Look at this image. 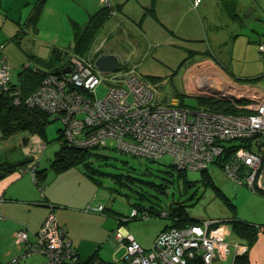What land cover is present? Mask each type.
<instances>
[{
  "label": "crops",
  "instance_id": "0c3cea01",
  "mask_svg": "<svg viewBox=\"0 0 264 264\" xmlns=\"http://www.w3.org/2000/svg\"><path fill=\"white\" fill-rule=\"evenodd\" d=\"M109 2L116 13L101 25L99 31L104 29L102 32H105L109 20L115 18L128 34L131 33V40L137 43L135 48L127 49L132 58L127 68L154 89L164 88L162 84L172 86L169 91L155 90L157 102L183 106L188 96L196 102L189 107H201L200 98L211 97L203 90L213 77L223 83L235 81L206 48H199L205 45L208 36L206 19L214 21L202 0L195 6L193 0ZM98 7L99 0H0V58L5 57L9 62L12 78H16L23 65H32L29 58L47 56L53 46L60 49L72 47L75 28L86 25ZM106 22L109 23L106 25ZM212 25L214 35H217L218 23L212 22ZM109 52L118 56L123 54L116 50L103 53ZM197 54L201 56L195 59ZM44 147L43 139L36 133L17 131L4 136L0 127V160L36 162L39 176L37 181L36 175L18 169L0 176V264L42 263L44 258L40 254L20 257L23 246L15 241V232L27 227L30 238H33V233L49 213H53L57 222L67 229V236L78 252L77 264L119 258L124 247L112 234L118 227L122 231L133 227L130 220L120 222V218L127 214L113 210L107 213L109 208L100 201L94 180L81 166L56 171L51 164L57 152L50 159L51 156H44L47 151ZM220 170L228 183L223 181L220 187H216L230 208L227 207L226 220H223L228 223L227 242L218 246L215 262L221 264L230 256L232 264L236 254L232 242L237 241L248 246L245 252L250 264H264V230L256 228L254 242L249 246L245 238L235 235L231 224L235 218L264 226V196L244 185L234 184L221 167ZM98 204L104 206L103 211L86 210L87 205ZM144 219L146 228H155L148 238H136L147 249L167 223L160 219Z\"/></svg>",
  "mask_w": 264,
  "mask_h": 264
},
{
  "label": "built area",
  "instance_id": "2783aa9c",
  "mask_svg": "<svg viewBox=\"0 0 264 264\" xmlns=\"http://www.w3.org/2000/svg\"><path fill=\"white\" fill-rule=\"evenodd\" d=\"M200 1L193 0V5ZM99 6H110V2L99 0ZM259 50L264 52V41L259 43ZM68 62V72L45 74L24 100L28 107H36L62 123L66 144L82 149L104 147L108 138H114L122 152L150 159L169 154L176 168L186 170H203L226 153L228 157L221 165L226 177L264 194V90L260 86L229 81L224 83L223 93L203 90L247 111L227 113L157 102L154 87L130 69L102 73L94 63L74 54ZM10 69L9 62L1 57L3 91L10 88ZM103 83L105 93L97 98L95 90ZM240 99L246 102H236ZM33 170V162L19 169L32 174ZM103 209L102 204L86 206L88 211ZM148 216L147 210L133 207L120 222ZM259 229L264 230V226ZM112 235L124 247L123 253L113 260H94V264H217L216 250L226 243L228 230L221 219H200L183 227L162 229L147 249L120 227ZM15 241L23 246L20 257L40 254L44 258L41 264H75L79 259L67 229L53 213L47 214L33 238L27 227L17 229ZM232 246L235 253H243L248 247L237 241Z\"/></svg>",
  "mask_w": 264,
  "mask_h": 264
},
{
  "label": "rangeland",
  "instance_id": "374dc122",
  "mask_svg": "<svg viewBox=\"0 0 264 264\" xmlns=\"http://www.w3.org/2000/svg\"><path fill=\"white\" fill-rule=\"evenodd\" d=\"M202 4L207 5L206 8L214 21L206 19V25H209L208 36L204 40L205 45L199 46V48H206L216 58V62H219L233 75L236 82L264 88V52L259 50V43L264 41V0H237V17L235 19H231L223 10L221 0H202ZM251 6L254 7V10L246 15V10ZM215 17H218V20ZM109 21L110 24L106 31L102 32L104 29H100L98 32L101 33L97 34L98 36L94 40L92 46L94 51L91 50L90 53L84 55V59L92 63L94 55L116 50L123 53L122 56H118L119 63L128 66L131 64L132 58L130 55L128 56L127 49L135 48L137 41L131 40V33L128 34L129 32L127 33V30L117 23V19ZM212 22L218 23L217 35H214ZM107 23L109 22H106V25ZM48 52L47 56L36 54L37 56L31 57L32 65L43 70H53L67 64L69 56L73 54L72 47L60 49L53 46ZM200 56L201 54H197L195 59ZM12 71L16 72L15 69ZM162 85L165 87H156L154 91L163 92L172 89L170 84ZM105 90L104 83L97 86L95 96L102 97ZM185 104V106H191L196 102L187 96ZM201 107L208 108L204 105ZM61 128L62 123L57 119L46 125L43 144L47 151L44 156L49 155L50 159L62 147L58 140ZM116 144L114 138H108L104 147L89 151L91 154H100V159L95 155H90L87 158V164L90 167L89 175L93 177L98 188L99 199L103 205L110 209L107 213L113 210L128 214L136 204L142 205L144 208L152 206L160 211L159 216L150 214L148 218L164 220L166 223L170 221V218L161 215L163 212L170 213L172 210L180 211L182 209L195 219L226 220L224 213L230 206L227 205L228 202L218 193L214 185L220 187L223 181L228 183V180L216 164H210L207 172L187 170L185 176H181L175 171L168 172L173 162V158L169 154H163L155 160H150L146 157L123 153L117 149ZM210 178L214 184L207 181ZM185 180L188 182L185 183ZM163 185H165L164 191H161ZM249 203L253 202L249 201ZM144 222L145 219L130 220L133 227L131 225V228H126L127 232L131 233L135 239L148 238L155 228H146ZM226 224L228 223L226 222ZM231 259L228 256L221 261V264H231Z\"/></svg>",
  "mask_w": 264,
  "mask_h": 264
},
{
  "label": "trees",
  "instance_id": "16d2710c",
  "mask_svg": "<svg viewBox=\"0 0 264 264\" xmlns=\"http://www.w3.org/2000/svg\"><path fill=\"white\" fill-rule=\"evenodd\" d=\"M221 4L223 10H225V12L228 14V16L231 19H235L237 17L236 14L237 0H221ZM113 10L114 8L111 5L99 6L98 10H96L94 14L91 15L90 20L87 22L86 25H84L81 28L79 26L75 28L74 40L72 46V52L74 55L78 56L79 58L85 61L84 55L91 52L99 28L106 20H108L110 16H113L112 14ZM100 54L102 53H98L94 55L93 59L95 60L96 57ZM68 63L69 62H67V64ZM92 63H94V61ZM67 64H64L62 67H58L53 70H43L35 65H31L30 63L27 66L23 65L20 68L16 78L14 79L12 78L10 82V88L8 89V91H3L0 89V127L2 134L4 136H7L17 131H27L38 134L44 140L47 123L55 119L50 117L44 111L36 107H28L24 103V100L32 91H34L37 88V86L40 84L45 74L51 73L58 69H62ZM120 69L129 70L126 65H119L117 70ZM14 93H16L17 95V101H15L16 96L14 95ZM199 101L202 105L208 107V109L211 108L210 110L224 111L227 113L247 112L245 109L237 108L234 105V103L229 100L217 99L212 97H201ZM236 102L245 103L246 100L240 99V100H236ZM58 140L62 144V147L57 152V156L55 157V159L52 161L51 165L54 167V169H56V171H62L70 166H74V165L81 166L84 173L93 179V177L89 175L88 170L90 167L87 164L88 163L87 158L90 155H95L96 158L100 159L101 158L100 154H95V153L91 154V152L89 153V151L101 147L85 148V149L71 147L65 142L63 128L59 129ZM234 145L235 147L238 146V144H234ZM227 157L228 156L225 153L221 156V158H219V160H216L213 164H216L217 166L222 168L221 165L226 160ZM150 160H155V159L152 158ZM27 161L28 160L26 159L14 163L7 160H0V172L3 174V173L11 172L14 169L19 170L20 168L26 166L30 162ZM33 165H34L33 175H36L37 177L36 180L39 181L38 172L36 170V162H33ZM208 167L200 171L207 172ZM174 171L181 176H185V172L187 170L178 169L173 164H171L168 169V172L172 173ZM207 181L213 183L211 178L208 179ZM187 182L188 181L185 180V183ZM164 187L165 185L161 186V191H164ZM214 187L217 189L218 193L222 196V194L219 192V189L215 185ZM258 194L264 196V194L260 192ZM133 207H136L139 210L140 209L147 210L149 216L150 214H156L158 216L160 214V211L156 210L152 206H149L148 208H144V206L142 205L140 206L135 204ZM163 216H168L170 218V221L167 223V225L164 228L171 226L183 227L199 221V219L190 217L188 213H186L183 209L180 211L172 210L170 213L166 212ZM231 224H232L233 232L235 233L236 236L245 238L249 246L254 242L256 235V228H259L260 225H253L247 222L237 220L235 218L231 220ZM78 260L75 262V264L78 263ZM92 264H94L93 260H92ZM232 264H250L247 253L246 252L236 253L233 257Z\"/></svg>",
  "mask_w": 264,
  "mask_h": 264
},
{
  "label": "water",
  "instance_id": "95a60500",
  "mask_svg": "<svg viewBox=\"0 0 264 264\" xmlns=\"http://www.w3.org/2000/svg\"><path fill=\"white\" fill-rule=\"evenodd\" d=\"M254 10V7L251 6L248 8L245 12L246 15L249 14L250 11ZM119 57L117 54L109 52V53H103L96 57L94 60L95 67L102 73H111L117 70L119 67ZM70 70V65H65L62 69H58L53 71L54 74L59 73H65ZM209 89L214 90L215 92H218V94L223 93L225 90V85L220 79L217 77H213L208 84L204 86V90L208 91ZM211 91V90H209ZM208 93V92H207ZM214 93V92H212ZM0 176H2V173L0 172Z\"/></svg>",
  "mask_w": 264,
  "mask_h": 264
},
{
  "label": "clouds",
  "instance_id": "9594fccd",
  "mask_svg": "<svg viewBox=\"0 0 264 264\" xmlns=\"http://www.w3.org/2000/svg\"><path fill=\"white\" fill-rule=\"evenodd\" d=\"M119 65H121L120 63H119ZM53 73V72H52ZM44 145V144H43Z\"/></svg>",
  "mask_w": 264,
  "mask_h": 264
}]
</instances>
